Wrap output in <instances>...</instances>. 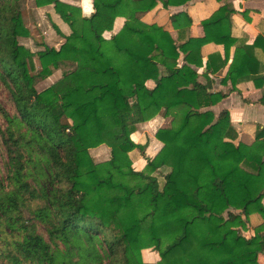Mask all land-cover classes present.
Segmentation results:
<instances>
[{
	"label": "trees",
	"instance_id": "16d2710c",
	"mask_svg": "<svg viewBox=\"0 0 264 264\" xmlns=\"http://www.w3.org/2000/svg\"><path fill=\"white\" fill-rule=\"evenodd\" d=\"M47 1L68 32L53 23L63 42L31 51L19 41L29 35L21 0H0V84L9 103L0 105V264H259L264 125L251 143H234L229 112L211 109L224 94L211 92L207 74L202 83L192 67L203 65L204 44L222 43L227 53L235 42L230 9L221 6L203 20L200 37L184 35L187 15H172L177 44L160 25L136 17L157 0H92L89 15ZM118 15L123 26L104 37ZM234 57L223 79L233 88L248 64L246 55ZM226 60L216 65L209 55L205 70L214 73ZM62 61L74 64L72 86L38 90V80ZM133 113L135 122L171 118L155 131L162 146L142 170L131 167L129 155L147 146L130 136L136 126L126 117ZM100 144L110 156L96 162L89 149ZM144 248L157 250L159 259L146 262Z\"/></svg>",
	"mask_w": 264,
	"mask_h": 264
},
{
	"label": "crops",
	"instance_id": "0c3cea01",
	"mask_svg": "<svg viewBox=\"0 0 264 264\" xmlns=\"http://www.w3.org/2000/svg\"><path fill=\"white\" fill-rule=\"evenodd\" d=\"M61 1L78 7L81 15H89L93 12L92 0ZM169 3L163 5L161 0H157L154 8L146 12H137L136 17L145 24L155 23L160 25L170 33L177 44L181 41L177 39L178 26L172 24V15H187L190 21L187 24L188 28L184 29V35L200 37L204 34L203 20L213 15L221 6L226 5L230 9V34L235 39V42L230 46L227 53L222 43L209 42L204 44L201 47L203 65L201 67H192L197 71L198 80L202 83L206 81L204 75L205 73L207 74L211 92L224 94L219 102L211 106V109L215 114H218L221 110L229 112L230 122L237 131V136L233 142L251 143L257 126L264 125V0H188L179 5H174L172 2ZM124 22V16H116L112 29L104 31L103 36L109 38L110 35L116 33L123 26ZM186 22L184 18H181L180 21H177V24L183 27ZM257 35L262 36V38L256 44H253ZM56 41V46L54 44L49 45L57 48L63 42V37L57 35ZM209 55H214V63L216 65H219L226 58L225 66L214 73L205 70V62ZM235 55L238 57L246 55L245 58L248 64L241 69L240 75L236 77L238 82L233 88L228 78L225 81L223 79ZM183 63V54H181L178 64L182 65ZM62 66H69L71 70L74 64L70 61H62L59 67L61 68ZM251 70H257V73L254 75ZM259 76L263 78L262 85L257 86L254 83V79L257 77L256 81L260 83L261 79ZM146 84L151 87L153 83L148 80ZM159 127H163V125L157 128ZM151 146L153 147L151 148ZM155 146L157 147L155 148ZM161 146V141L154 136L153 141L150 144L148 142L146 146L151 152L148 155H155ZM261 201L264 205V194ZM255 218L256 215L250 216L253 222ZM257 261L259 264H264V252L257 254Z\"/></svg>",
	"mask_w": 264,
	"mask_h": 264
},
{
	"label": "rangeland",
	"instance_id": "374dc122",
	"mask_svg": "<svg viewBox=\"0 0 264 264\" xmlns=\"http://www.w3.org/2000/svg\"><path fill=\"white\" fill-rule=\"evenodd\" d=\"M22 6V14L25 25L29 29V35L27 37H20L19 41L28 47L31 51H37L41 49L45 43L57 45V35L58 34L55 29L53 28V23H57L56 25L62 30L63 33H66L68 27L60 22L59 18L56 17L52 12V4L47 0H21ZM33 61L36 66H38V60L36 56H33ZM70 70L68 66H62L56 69L51 75L48 77L38 80L36 83V88L41 90L45 87L51 86L57 90L58 93H62L66 91L69 87L72 86V81L70 80L69 76L67 75ZM0 105L9 109V103L7 100V96L5 94L2 85L0 84ZM65 114L68 121L71 124H75L78 122L77 116L72 111L71 107L65 108ZM136 115L135 113L130 114L126 117V121L131 123L130 121L135 122ZM3 125L4 121L0 120ZM171 118L170 117H161V115L157 114L154 117L148 120H142L140 123L135 122V130L131 133V138L138 143L146 144L153 141L154 132L158 126H166L170 124ZM153 146H151L152 148ZM157 146H155L156 148ZM161 148V147H160ZM159 148V149H160ZM159 149L157 151H159ZM89 152L93 159L96 162H102L109 158L110 156V149L109 146L106 144H100L96 147L89 149ZM148 153L151 154L150 149L145 147L144 152L140 149H134L130 152L131 158V167L134 170H142L146 164V158H152L153 156H149ZM0 164H1V156H0ZM158 179L162 182L161 178V171L156 172ZM252 233V227H248V230L244 231L246 236ZM166 243L164 239L162 245ZM142 257L146 262H155L159 259V255L157 250L153 248H144L142 249Z\"/></svg>",
	"mask_w": 264,
	"mask_h": 264
}]
</instances>
